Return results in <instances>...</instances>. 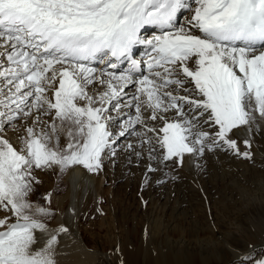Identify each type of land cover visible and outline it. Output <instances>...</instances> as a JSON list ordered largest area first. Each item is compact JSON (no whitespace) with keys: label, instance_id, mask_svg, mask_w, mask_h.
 I'll return each instance as SVG.
<instances>
[{"label":"snow or ice","instance_id":"6c2138e0","mask_svg":"<svg viewBox=\"0 0 264 264\" xmlns=\"http://www.w3.org/2000/svg\"><path fill=\"white\" fill-rule=\"evenodd\" d=\"M111 111L126 117L118 136L141 126L164 161L216 147L251 159L229 133L264 118V0H0V264H58L68 229L32 201L37 170L100 171ZM21 121L18 148L4 133Z\"/></svg>","mask_w":264,"mask_h":264},{"label":"rangeland","instance_id":"374dc122","mask_svg":"<svg viewBox=\"0 0 264 264\" xmlns=\"http://www.w3.org/2000/svg\"><path fill=\"white\" fill-rule=\"evenodd\" d=\"M192 5L193 3H189L190 7ZM186 13H189V9H184L179 13L177 20L178 24H182ZM147 32L148 31L144 32L142 36L149 39L151 34H147ZM90 66L96 67L97 69L103 68L101 63L91 64ZM145 68L146 66L143 67V70L141 71L142 73H144ZM117 72L119 73L123 71ZM130 88L131 89L127 91L129 96L134 91V88L131 86ZM126 99H128V96L124 97V100ZM127 110L129 109H126V111ZM254 116L255 119L251 122V126L254 124V126L262 128L263 134L261 133L262 131L260 134H253L250 130H247L245 125L237 128L239 129L238 134L240 136L242 135V137L233 133L236 129L229 133V135H231V137L233 136V139L237 141V144H243L244 142L242 143V139L243 141L247 140L250 142V149L245 148V144L238 145L243 146L244 151L247 150L251 154L252 151H255L256 153L263 155V158H253V161L250 159V161L246 162L249 164H247L249 169L254 166L257 167L254 169H258L254 171L253 177L251 173L245 172L246 175L243 176L244 180L239 182L238 179L241 177L240 175L243 173V169L241 168L240 170L241 166L238 168L239 171L236 175L237 181L239 183L247 181L246 183H248L243 185V187H238V191H235L234 189L233 192H230V190L225 189L223 183H219V178L221 176L227 178V174L229 173H226L221 167L223 165L222 159L212 155L213 151H209L208 149L204 151V155L208 159H205L208 170L204 171L203 175L206 174L208 177L202 176V172H200L201 170L196 164L197 162L195 163V157L197 159V155L192 157V154H185L182 163L179 162L178 158L170 160L171 163L175 161L173 163L175 165L173 170L177 169L174 170V173L175 171L179 172L180 177L174 179L175 181L173 180V185L170 183V185L165 186L164 189H167V192H171V186L173 189L184 187L186 189V194L188 193L189 195H187L185 199L189 200V205L191 204L194 206L191 212L194 214L197 213L195 214L197 218L206 217L210 213L216 214L220 219L222 218L220 225H211L214 227V234L207 231H194L193 229H188L184 225H179V227L176 226L177 228L170 227L169 224L167 225V222H165V214L173 210L177 203L174 202V199L177 200L180 195L176 194L178 190H172L169 203L166 202L165 197L160 196L158 199L151 195V189L153 188L151 187V185H153L151 183H153V179L158 173L157 168L159 170V166H162L164 161L162 159V150L158 148L159 151L156 153L157 157L154 159V157L152 158V155L150 159L148 158L151 153L149 147H144L141 143L142 137L136 134L138 132L142 133L143 128L141 129V127L136 126V129L132 134L121 138L115 134V131H113L116 127L113 128V132L111 131L113 133L111 139L115 142L109 149L105 150L103 155V168L98 171L99 173L95 172L94 174H101L103 171L105 175H107L109 169H111L112 172H115L119 168L117 167V163L112 160V156L116 157L118 160L121 158V153H124L125 151L128 153V159H131L130 163L132 164L130 166V171H128L124 177L119 179L116 183L115 186L117 188H114L118 189V191L115 190L117 194L114 195L112 190L113 187L110 186V192L101 195L99 200L101 206L95 207L94 209L91 208L92 210L89 208L88 214L86 215L87 217L83 218L84 220H81L80 222L77 218L81 213V209H79V212L76 209V221L74 220V224H72L78 237L86 236V243L91 248H94L95 250L99 248V252L97 251L99 253V258L94 260L92 264H151L153 261L152 256L157 253V251L165 252L168 247L171 246L172 250H177V247L179 246H182L184 249H191L187 240L191 241L192 244H195V242L196 244H200L198 250L202 252V255L204 256L215 255L220 257L224 251H229L231 253L233 250H241L243 248L241 237L244 236L241 229L246 228L248 225H257L262 219H264V203L262 205V203H260L261 201H259V198H261L260 193L264 196V118H261L258 113H254ZM125 118L126 117H122L118 124L122 123ZM112 120H114V116H112ZM112 120L111 122L109 121V125L112 123ZM21 123L22 121L19 122L16 127L20 128ZM10 127L8 126L6 128L4 135L15 146L18 142V135L17 133H14V130H9ZM19 128L17 129V132H20ZM134 138L139 139V141L135 143ZM61 143H65L64 137H61ZM129 145H131V147H129ZM147 161L151 162L148 163L151 167L147 166ZM255 162L256 164H254ZM121 167H123V165H121ZM70 168H72V166L62 172L59 168L49 170L47 176L42 178V180L54 181L55 184L64 188V183H66L65 179L67 178V173ZM77 172L80 176L75 190V208H77V201L82 200L84 196L86 198V192L89 188L86 179L88 177L87 174H90V176L94 175L93 173L87 172V169L80 165H77ZM40 173L43 175L42 171L37 170L36 174L41 178L42 175ZM130 174L134 176V179L132 180L133 182L129 181ZM246 177H250L249 180H245ZM203 178H215L214 182L216 183L217 190H211V193H209L207 190V180ZM250 180L252 181V184ZM94 182L95 180L92 182L93 185ZM108 186L109 182L102 183L103 188H108ZM92 189L95 191V185ZM64 193H66V189L62 192H57L56 198L62 197ZM34 195L37 200L44 201L43 197L45 193L42 194L37 188ZM194 198L196 200H194ZM186 202L188 204V201H185V205L180 207L181 210L184 208L185 210H189V206ZM246 204H248L249 209L245 207ZM82 206L83 204H81V207L79 206V208H82ZM227 238H231L233 243L227 240ZM184 239L187 240L183 243ZM227 254L228 252L224 254V256H226L224 262L205 264H235L236 260L229 257V254L227 256ZM243 256L244 257L241 258L240 261L246 264L251 263L257 256L264 257V245L255 246L251 252H246Z\"/></svg>","mask_w":264,"mask_h":264},{"label":"bare ground","instance_id":"6f19581e","mask_svg":"<svg viewBox=\"0 0 264 264\" xmlns=\"http://www.w3.org/2000/svg\"><path fill=\"white\" fill-rule=\"evenodd\" d=\"M186 3H188V4L193 3V0H186ZM188 15H189V13H186L185 18L183 19L182 23L184 22V20L186 19V17ZM145 30H147V28ZM145 30H143V31L145 32ZM149 33L151 34V36L157 35V34H155L154 30H150L147 32V34H149ZM257 47H259V46H257ZM147 58H148V54L146 53L145 57L143 58V61L147 60ZM144 72H146V68H145ZM130 89L131 88L129 87L125 91L127 92ZM124 111L125 112L131 111L133 114L135 112L134 109H129L127 111L125 109ZM110 114H112V116H114V120H112V123L110 125L108 124L109 130L112 131V129L116 127V129L113 131H115V134L118 135L119 130L123 126V121H122V123L118 124L119 120L122 117H117V114L115 111H112ZM110 122H111V120H110ZM113 123H114V125H113ZM22 124H23V122L20 124V128L16 127L15 129L12 126L11 127L9 126L10 127L9 130H11V129L14 130V133H17V135H23ZM251 125H252L251 123L249 125H245L248 131L250 130L251 133H253V134H255V133L260 134V132L262 131L261 133L263 134L262 128L254 126V124H253V126H251ZM137 126L141 127L139 125H137ZM18 128H19L20 132H17ZM141 129H142V127H141ZM238 130L239 129L234 130L233 133L239 137H242V135L240 136L238 134ZM132 132L133 131L130 130L129 134H126L125 136H129L130 134H132ZM147 135L153 138V144H155L156 133H148ZM125 136H122V137H125ZM232 138H233V136H232ZM134 140H135V143H137L139 141V139H135V138H134ZM243 142L244 141L242 139V143ZM141 143H142V140H141ZM239 144H241V143H239ZM243 144H241V145H243ZM143 145H144V147H147V148L149 147V149L151 147V145H149L148 143H143ZM15 146H17L18 148L21 146L19 140ZM114 146H115V144H114ZM158 148H159V145H156L155 151H152L150 153V155L148 156V158H150L153 155L152 158L154 157V159H155L157 157L156 153H157V151H159ZM149 149H148V151H149ZM239 149L241 152H244L243 146H239ZM205 150H207V148ZM212 151H213L212 155H214V157L217 156L218 158L222 159L223 165L221 167L225 170L226 173H229V174H227L228 175L227 178L226 177L224 178L223 176H221L219 178V183L220 182L223 183L225 189L230 190V192H233L234 189L236 191L238 187H243V185L248 184V183H246L247 181H245L244 183H239V182H242L244 180L243 176L246 175L245 172L251 173V175L253 177L254 171L258 170V169H254V168H257L255 166L253 168L249 169L248 168L249 164L246 162L250 161V159H241V158H243L242 156L236 155L232 150H228L226 147H223V148L222 147H216ZM194 155L195 154H192V157H194ZM120 157L121 158H119L117 160L116 157L112 156V158H113L112 160L115 163H117V167L119 168L115 172H112V170L109 169L107 175H105V173L103 171L101 174L95 175L94 174L95 172H90L87 170V172L93 173L94 175L90 176V174H87L88 177L86 179L88 182L87 181L86 182L88 183L89 188L87 189V192H86V198H85V196L83 198L84 203H83V199L80 201H77V208H75V204H74L75 203L74 198H75L76 185H77V181H78L79 176H80L79 173L77 172V165L72 166V168L69 169V171L67 173V178L65 179L66 183H64V188L55 184L54 181L42 180V178H45L47 176V172L49 170L43 171V175H42V173H40L42 175V176L40 175L41 178L39 177L41 180V183L38 184L36 186V188L38 191L42 192V194L45 193L44 196H46L50 193L51 194V203L48 204V202L45 200L44 201L37 200L34 194L32 195V201L34 203H39L45 207H49L52 210V212L54 213V216L51 220L48 221L50 226L59 227L62 225L68 229V231L66 233L60 234V238H59L60 243H59V246L57 248V257H56L58 264H92V262L94 260L99 258L98 257L99 256V253H98L99 248L97 247L98 249H96V250L94 248H91L86 243V240H85L86 236L85 237L84 236L78 237L76 234V231H74V228L72 227V224H74L73 221L75 220L76 209L78 212H79V209H81V213H80L79 217L77 218V220L80 222L81 220H84L83 218L87 217L86 215L88 214L89 208L94 209L95 207L101 206L100 201H99L101 198V195L102 194L104 195L105 193L108 194L110 192V188H111L110 186L113 187L112 190H113L114 195L117 194V192L115 190L118 191V189H115L114 187H116L115 185L118 182V180L121 179L122 177H124V175L128 171H130V166L132 164V163H130L131 159H128L127 151H125L124 153H121ZM134 158H136V157H134ZM253 158L254 159L255 158H263V155L258 154L255 151L254 152L252 151V154H251V160L252 161H253ZM205 159H207V157H205L204 153H203V155H197V159L195 157V163L197 162L196 164H197V166H199V168L201 170L200 172H202V176L208 177V175H206V174L203 175L204 171L208 170L207 162ZM214 159H216V158H214ZM149 162L150 161H147V166L151 167V165L148 164ZM173 163H171L170 160L163 161V165L159 166L160 167L159 170L157 168L158 173L155 175V177L153 179V183H151V184H153V185H151V187H153L151 189L152 190L151 195H153L154 197H157L158 199L160 196L165 197L166 202L169 203L171 200L170 196H171L172 190H176V191L178 190L177 193L176 192H174V193L180 195L177 200L174 199V202L175 203L177 202V203L175 204L173 210L168 212L167 214H165L166 215V217H165L166 221L165 222H167V225L169 224L170 227H176V226L179 227V225H181V226L184 225L188 229L190 228V229H193L194 231H207L211 234H214L215 230H213L214 227L211 225H216V226L220 225V223L222 222V218L220 219L219 217H217L216 214H212V213L208 214L206 217L197 218L195 216V214H197V213L194 214L193 212H191L193 210L194 206H192L191 204L189 205V200L185 199L187 197L188 193L186 194V189L184 187H181L180 189L179 188L173 189V187L171 186L172 187V188L170 187L171 192L170 191L167 192L166 191L167 189H164V187L167 185H170V183H172L171 185H173V180L180 177L179 172L175 171V173H174V170H177V169L173 170V168L175 166ZM254 164H256V162ZM121 165H123V167H121ZM239 167H240V170H241V168L243 169L242 170L243 173L240 175L241 177L239 176L240 178L238 179L239 180V182H238L236 175H237V172L239 171L238 170ZM260 172H261V170H260ZM130 173H132V172H130ZM144 175H146V174H144ZM129 178H130L129 181L133 182L132 180L134 179V176H132V174H130ZM249 178L250 177H246L245 180H249ZM203 179L207 180V188H208L207 190L209 193H211V190H217V186L215 185L216 183L214 182L215 178H211V179L210 178H203ZM94 180H95V182H94L95 191L92 189L94 187V185L92 183ZM103 182H106V183L109 182L108 188L102 187ZM167 182H168V184H167ZM250 182L252 184L251 180H250ZM65 189H66V193H64V195L62 197L56 198V193L62 192ZM168 189H169V187H168ZM224 191H226V190H224ZM234 195H235V193H234ZM260 197L261 198H259L260 199L259 201H261L260 203H262V205H263L264 196L262 193H260ZM194 200H196V199L194 198ZM185 201H188V204H187V202H186V204L189 206V210H185V208L181 210V208H180L181 206L185 205L184 204ZM81 204H83V206H82V208H79V206L81 207ZM245 207H247V209H249L248 204H246ZM181 228H183V227H181ZM241 232H242V234H244V236L241 237L243 248L241 250H233V251H231V253L229 251H227L229 254V257L236 260L235 264H246V263H243L240 261V259L244 257L243 256L244 253L251 252L255 246L257 247L259 245H264V219H262L257 225L256 224L248 225L246 228L241 229ZM186 240L187 239H184L183 243L186 242ZM227 240L232 242L231 238H227ZM187 241H188V245L191 246L190 247L191 249H189V248L184 249L182 246H179V247H177V250H172L171 249L172 246H171V247H168L167 251H165V252H162V251L158 252L157 251V253H155L152 256L153 261L151 264H205V263H219V262H224L226 260V256H224V254L227 253L226 251H224L220 257H217L215 255L204 256V255H202V252H200L198 250L200 244H198V243L196 244V242H195V244L194 243L192 244L191 241H189V240H187ZM228 254H227V256H228ZM260 259H264V257L257 256L249 264H257V262Z\"/></svg>","mask_w":264,"mask_h":264}]
</instances>
